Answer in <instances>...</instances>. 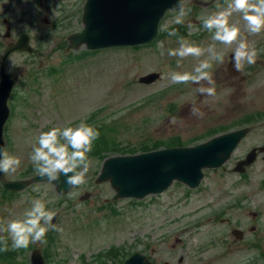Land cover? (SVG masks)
<instances>
[{
  "label": "rangeland",
  "instance_id": "obj_1",
  "mask_svg": "<svg viewBox=\"0 0 264 264\" xmlns=\"http://www.w3.org/2000/svg\"><path fill=\"white\" fill-rule=\"evenodd\" d=\"M31 1L7 0L4 7L18 17L29 2L31 8ZM188 10L190 6L185 12ZM177 15L178 11L167 13L160 40L152 47L94 54L16 55L9 60L8 69H19L24 77L10 97L11 115L4 130L6 151L22 161L15 172L4 173L8 180L22 179L36 170L30 155L33 147L39 146L42 132L86 122L100 136L93 141L85 182L64 196L47 181L0 196V264H30L34 248L45 250L51 264H98L102 254L108 255L104 264H122L133 251L155 264H260L264 257V214L255 217L253 213L255 209L264 211V188L259 185L264 180L263 155L251 168L250 179H241L231 170L254 146L264 145V73L260 72L254 85L244 86L242 75L228 60L236 45L213 41L211 32L205 44L199 45H214L217 51L225 52V62L215 64L217 68L226 64L214 78L216 96L195 92L198 85L171 83L170 71H192L208 54L190 56L177 68L178 58L168 55L169 49L179 47L182 37V23H175ZM231 22L241 32L245 30L240 14H234ZM173 30L177 35L169 36ZM248 36L243 39L251 47L264 39V35ZM247 66L245 63L242 69ZM150 73H159L160 78L142 83ZM193 103L202 117L191 114ZM248 125L253 127L251 133L225 167L206 170L196 189L175 182L162 195L115 201L110 183L96 182L107 158L143 153L150 142L189 146L219 131ZM87 193L88 200L84 199ZM39 198L51 201L47 208L60 212L61 218L55 230L47 233L45 243H31L26 251L13 250L7 223L21 218ZM246 206L249 210L243 209ZM253 225L260 228L257 238L251 233ZM239 230L244 231L247 243L236 237ZM5 247L7 251L2 250Z\"/></svg>",
  "mask_w": 264,
  "mask_h": 264
},
{
  "label": "water",
  "instance_id": "obj_2",
  "mask_svg": "<svg viewBox=\"0 0 264 264\" xmlns=\"http://www.w3.org/2000/svg\"><path fill=\"white\" fill-rule=\"evenodd\" d=\"M168 10H178L176 0H88L83 17L85 29L73 36L72 48L78 49L86 45L89 49L98 50L152 43L158 36L160 21ZM10 50L31 51L22 42ZM6 57L7 55L3 61ZM159 78V73H150L141 82L152 83ZM16 82L17 76L6 73L3 65L0 86V147L4 148L3 129L10 115L8 98ZM249 132V128H244L216 136L193 147H174L133 156L111 157L105 160L97 183L108 181L116 192V199H144L148 195L163 193L175 181L195 189L204 178V170L220 168L226 164ZM256 158V150H253L247 160L238 165L236 171L245 172L246 167L252 165ZM3 174L0 172L4 186L14 192L26 189L31 183L47 181L42 176L30 181H6ZM65 181L66 177L61 175L60 181L53 182L57 192L63 195L73 189ZM242 237L240 234L239 238ZM32 264H45L40 251L34 252ZM125 264L152 263L147 257L136 254Z\"/></svg>",
  "mask_w": 264,
  "mask_h": 264
},
{
  "label": "clouds",
  "instance_id": "obj_3",
  "mask_svg": "<svg viewBox=\"0 0 264 264\" xmlns=\"http://www.w3.org/2000/svg\"><path fill=\"white\" fill-rule=\"evenodd\" d=\"M226 7L203 19V29L212 32V40L225 46L236 45L233 55V68L240 72L245 63L251 65L256 62L258 53L254 47L242 38L241 28L231 22L234 14H240L245 22V30L251 35H258L264 31V0H225ZM178 15L175 23H183L187 14L183 0H176ZM169 36L177 35L173 30ZM179 47L169 49L168 55L177 57V68L188 57L199 58L205 53L210 54V60H201L192 71H170L168 79L173 84L198 85L195 92L208 96H216L215 82L212 75L213 64L210 61L224 62L225 52L217 51L215 46L203 48L200 45L180 38ZM205 83L209 85L205 87ZM191 114L202 117L203 113L193 103ZM175 123V119L171 121ZM100 133L86 122L75 127L60 129L53 127L50 131L42 132L38 138V145L34 146L30 161L36 171L45 177L48 183L60 181L61 175L66 177V185L70 188L85 182L86 174L92 163L89 154L93 151V141L99 139ZM63 141V142H62ZM22 161L18 156L10 155L4 147H0V172L9 173L19 169ZM79 169V171H77ZM71 173V175H69ZM54 184V183H53ZM43 198L34 199L32 206L25 210L21 218L7 223V232L12 241V249L27 248L31 243H45V237L50 230H55L52 223L56 213L47 208ZM7 251V248L2 249Z\"/></svg>",
  "mask_w": 264,
  "mask_h": 264
},
{
  "label": "flooded vegetation",
  "instance_id": "obj_4",
  "mask_svg": "<svg viewBox=\"0 0 264 264\" xmlns=\"http://www.w3.org/2000/svg\"><path fill=\"white\" fill-rule=\"evenodd\" d=\"M6 1L7 0H0V66L2 56L7 53L8 49L10 50V48L17 46L19 42L27 43L32 49L31 54L30 51H10V55L6 59L7 71L18 76V82L14 88L20 85L23 79L22 77L24 76L20 77L18 73L19 69H8V62L13 56L77 53V51H74L71 47L70 37L80 33L84 28L83 14L87 0H32L31 8H29V2L26 11L22 12L21 15H17L18 17H16L12 11L5 10L7 9V7H4ZM224 5L225 0H186L184 8L187 10L188 6H190V10L186 12L187 14L183 18L184 29L182 30V38L197 45L205 44L211 32L203 29V19L208 17L209 12L216 11L220 6ZM17 9L19 8L17 7ZM246 33L250 35L246 30L241 32L242 38L245 37L249 39L250 36L247 35V37ZM262 35H264V31L258 34V36ZM253 47L258 53L256 62L251 65L248 64L247 67L249 68H244V70L242 69L239 72L242 75L244 86L254 85L259 81L260 72L264 73V39L261 42H257ZM85 49V47H81L78 52L84 51ZM233 55L234 52L229 53V63H233ZM206 58L210 60V54H206ZM210 62L213 64L211 71L214 80V78L219 76L226 64L217 68L215 66V64H217L216 61ZM228 69L230 70V67H228ZM25 71L26 69L24 70V75H26ZM242 71H244V73ZM35 74L36 73H33V76ZM28 76H31L30 73H28ZM263 147L264 145L254 146L253 148H258L260 151ZM260 156H262L264 160V153L258 152V158ZM238 177L241 179H250L249 175H238ZM262 182H259L260 186ZM2 187L3 185L0 182V188ZM243 209L245 210L246 208ZM261 212L264 214V211ZM253 215L257 217L259 212L256 211ZM259 229L258 226H251V233L254 238L259 236ZM242 236L244 238H242L243 240L241 243L243 241L247 243L248 238L245 239L244 231ZM231 246L232 242L230 247ZM261 258L263 259L260 260V264H264V257Z\"/></svg>",
  "mask_w": 264,
  "mask_h": 264
},
{
  "label": "trees",
  "instance_id": "obj_5",
  "mask_svg": "<svg viewBox=\"0 0 264 264\" xmlns=\"http://www.w3.org/2000/svg\"><path fill=\"white\" fill-rule=\"evenodd\" d=\"M152 143L150 146H146V150H152V149H158L160 148L161 146H164V147H172V146H175V145H170V144H160V143H156V142H150ZM119 150V149H118ZM125 150V149H124Z\"/></svg>",
  "mask_w": 264,
  "mask_h": 264
}]
</instances>
